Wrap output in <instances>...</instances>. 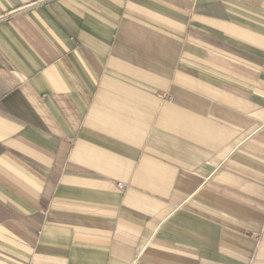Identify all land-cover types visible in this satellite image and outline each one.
<instances>
[{"label": "crops", "instance_id": "0c3cea01", "mask_svg": "<svg viewBox=\"0 0 264 264\" xmlns=\"http://www.w3.org/2000/svg\"><path fill=\"white\" fill-rule=\"evenodd\" d=\"M0 264H264V0H0Z\"/></svg>", "mask_w": 264, "mask_h": 264}, {"label": "built area", "instance_id": "2783aa9c", "mask_svg": "<svg viewBox=\"0 0 264 264\" xmlns=\"http://www.w3.org/2000/svg\"><path fill=\"white\" fill-rule=\"evenodd\" d=\"M119 187H120V188L123 187L122 184H119Z\"/></svg>", "mask_w": 264, "mask_h": 264}]
</instances>
